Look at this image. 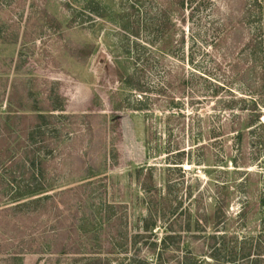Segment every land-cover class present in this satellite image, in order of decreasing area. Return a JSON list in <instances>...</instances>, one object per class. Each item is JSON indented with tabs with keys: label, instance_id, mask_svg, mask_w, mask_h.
<instances>
[{
	"label": "rangeland",
	"instance_id": "374dc122",
	"mask_svg": "<svg viewBox=\"0 0 264 264\" xmlns=\"http://www.w3.org/2000/svg\"><path fill=\"white\" fill-rule=\"evenodd\" d=\"M0 133V264H264V0H0Z\"/></svg>",
	"mask_w": 264,
	"mask_h": 264
},
{
	"label": "trees",
	"instance_id": "16d2710c",
	"mask_svg": "<svg viewBox=\"0 0 264 264\" xmlns=\"http://www.w3.org/2000/svg\"><path fill=\"white\" fill-rule=\"evenodd\" d=\"M3 124L7 126V123H3ZM41 127H42V124L33 126L31 128L32 131H31L30 135L39 134ZM4 135L5 134L0 133V139ZM29 138L31 140H33L32 136ZM24 148H25L24 150L27 149V147H24ZM31 148H32V150H35L33 147H31ZM28 152H30V151H28ZM25 153H27V152L25 151L24 154ZM16 156L17 155H13V156L9 155V156L5 157L4 159L0 158V170H1V172H0V192H1V195L6 196L7 202L11 201L13 203H18L15 205V206H17V208H19V209H23L26 207L29 208L30 205L37 204L40 201L39 199H31V197H33L37 194H40L41 188L39 187V185H35V186H33L31 188H27V189L15 188V190H13L12 188H10V185L12 187V184L8 181V177L6 175L7 170L10 169V167H11L10 165H13V163H11L13 160H16V161L19 160V161L23 162V159H24L23 157L20 156L17 160ZM35 169L37 170L38 167H36ZM31 170H33V169H31ZM12 190H13V193H12ZM7 196H9V197H7ZM22 197L23 198L25 197L24 199H27L24 203H20L22 201L21 200ZM36 209H37V207H35L33 210H36ZM183 261H184L183 264H185V258H183ZM126 264H148V262L146 260H142V259H139L136 257L132 261L129 260V262ZM192 264H197V262H194Z\"/></svg>",
	"mask_w": 264,
	"mask_h": 264
}]
</instances>
